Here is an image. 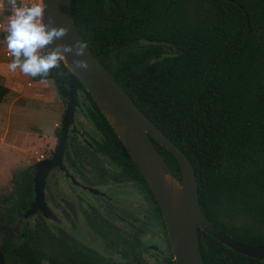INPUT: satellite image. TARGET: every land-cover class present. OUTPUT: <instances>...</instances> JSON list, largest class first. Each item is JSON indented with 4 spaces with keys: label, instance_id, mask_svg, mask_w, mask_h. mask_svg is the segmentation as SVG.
<instances>
[{
    "label": "trees",
    "instance_id": "1",
    "mask_svg": "<svg viewBox=\"0 0 264 264\" xmlns=\"http://www.w3.org/2000/svg\"><path fill=\"white\" fill-rule=\"evenodd\" d=\"M70 8L93 57L189 160L203 218L239 243L264 244V0H70ZM30 79L40 82L39 77ZM48 80L64 103L67 89L57 69ZM74 83L87 123L110 147L103 154L130 169L156 206L93 101L76 79ZM8 93L0 84V103ZM152 143L178 179L173 157ZM63 158L73 173L85 165L96 168L93 152L75 134L67 136ZM11 186L0 218L20 216L27 208L31 171L18 173ZM159 220L168 249L161 216ZM198 245L201 264H264L200 230ZM122 257L62 260L56 247L47 254V264H144L128 261L134 256L126 252ZM160 264L175 263L169 255Z\"/></svg>",
    "mask_w": 264,
    "mask_h": 264
},
{
    "label": "water",
    "instance_id": "2",
    "mask_svg": "<svg viewBox=\"0 0 264 264\" xmlns=\"http://www.w3.org/2000/svg\"><path fill=\"white\" fill-rule=\"evenodd\" d=\"M48 6L45 22L51 18L53 26H65L69 29L67 36L56 44H74L82 40L74 24L70 8V0H45ZM75 57L67 54L69 63ZM89 62L87 72H67V63L61 65L58 75L65 85L67 92L65 106L61 115L54 149L48 158L37 161L32 165L33 198L23 218H29L36 213L46 219L56 220L46 207L43 197L45 180L53 169L64 172L74 186H79L63 166V153L68 133L75 132L73 117L79 108L74 79L89 95L98 111L111 128L138 173L142 177L158 206L160 216L169 246L172 261L175 264H201L198 230L228 248L234 253L258 261L264 260V244L247 246L230 238L224 231L217 229L206 221L198 205L197 186L192 166L186 156L136 107L122 87L111 74L86 50L85 57ZM152 141L167 151L175 160L179 177L171 173L166 163L160 157ZM95 196H103L95 189L82 187ZM72 216L73 208L64 202ZM158 252L156 247H147ZM0 264H4L0 252Z\"/></svg>",
    "mask_w": 264,
    "mask_h": 264
},
{
    "label": "flooded vegetation",
    "instance_id": "3",
    "mask_svg": "<svg viewBox=\"0 0 264 264\" xmlns=\"http://www.w3.org/2000/svg\"><path fill=\"white\" fill-rule=\"evenodd\" d=\"M78 111L81 109L78 108L75 112ZM86 133L85 136V133L75 127V132L68 135L75 134L93 152L96 168L85 165L84 170L79 169V172L73 173L66 168L63 158L65 170L79 186L72 185L64 172L57 169L50 171H55L58 175L56 181L47 184V178L45 180L44 202L55 216V221L44 218L39 212L23 218L33 193L27 208L20 216L13 214L0 218V252L4 264H47L49 241L55 244L62 260L64 257L77 260L83 255L88 256L89 261H94L95 245L101 239L106 242L114 241L125 248L126 253L135 255L127 258L128 261L140 262L138 254L143 248L154 252L147 247L156 246H144L140 238L150 224L153 231H158L160 212L157 204L154 205L144 192L142 183L130 169L103 154L110 148L104 142L105 138L100 137L91 125ZM126 170L130 172V176ZM32 171L33 168L31 173ZM80 186L95 189L103 196L92 195ZM82 192L91 197H82L79 194ZM64 202L72 206L74 216ZM55 229L56 234L52 235L51 232ZM155 253H160L159 249Z\"/></svg>",
    "mask_w": 264,
    "mask_h": 264
},
{
    "label": "rangeland",
    "instance_id": "4",
    "mask_svg": "<svg viewBox=\"0 0 264 264\" xmlns=\"http://www.w3.org/2000/svg\"><path fill=\"white\" fill-rule=\"evenodd\" d=\"M7 64V61L0 58V84L9 90L0 103V207L4 205L2 199L11 191V179H15L23 170L31 171L34 163L51 155L56 140L53 131L59 127L65 106V102L56 95L52 83L32 82L30 76L23 75L19 70L15 73L8 71ZM26 82L31 85L27 86ZM82 110L77 112V119L74 113L73 120L75 123L76 119L80 132H86L89 123ZM57 176L55 171L50 172L47 184L56 181ZM79 194L86 199L91 197L84 192ZM148 227L140 242L144 246H156L160 253L143 248L138 256L144 264H160L163 258L170 255L169 248L160 224L158 231H153L151 224ZM55 231L52 230L51 234L55 235ZM55 249V244L49 241L47 254L50 255ZM95 249L96 256L112 261H120L125 253V248L116 242L102 239L97 240Z\"/></svg>",
    "mask_w": 264,
    "mask_h": 264
},
{
    "label": "clouds",
    "instance_id": "5",
    "mask_svg": "<svg viewBox=\"0 0 264 264\" xmlns=\"http://www.w3.org/2000/svg\"><path fill=\"white\" fill-rule=\"evenodd\" d=\"M7 8L9 15L5 27V43L11 62L6 65L8 71L19 70L23 75L40 78L41 83H51L48 77L54 69L67 63V72H87L89 62L85 57L89 44L78 40L74 44H56L67 36L69 29L65 26H53L51 18L45 22L47 5L45 0H0V8ZM67 54L75 58L71 63Z\"/></svg>",
    "mask_w": 264,
    "mask_h": 264
},
{
    "label": "built area",
    "instance_id": "6",
    "mask_svg": "<svg viewBox=\"0 0 264 264\" xmlns=\"http://www.w3.org/2000/svg\"><path fill=\"white\" fill-rule=\"evenodd\" d=\"M20 3H24L25 0H19ZM9 15V11L7 8H0V56L3 60L11 62V56L8 54L7 46L5 43V27L7 24V17ZM30 82L27 83V86H30ZM42 159V158H40Z\"/></svg>",
    "mask_w": 264,
    "mask_h": 264
},
{
    "label": "crops",
    "instance_id": "7",
    "mask_svg": "<svg viewBox=\"0 0 264 264\" xmlns=\"http://www.w3.org/2000/svg\"><path fill=\"white\" fill-rule=\"evenodd\" d=\"M0 58H1V56H0ZM6 61V60H5ZM8 63H10L9 61H7ZM33 82V81H32ZM26 83H28V82H26ZM36 83H40V82H36ZM4 86V85H3ZM7 88V87H6ZM8 89V88H7Z\"/></svg>",
    "mask_w": 264,
    "mask_h": 264
}]
</instances>
